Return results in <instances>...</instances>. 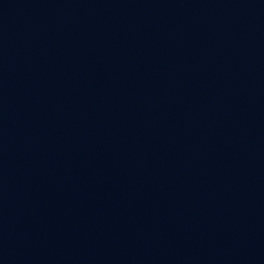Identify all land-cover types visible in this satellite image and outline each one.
Segmentation results:
<instances>
[{"label":"water","instance_id":"1","mask_svg":"<svg viewBox=\"0 0 264 264\" xmlns=\"http://www.w3.org/2000/svg\"><path fill=\"white\" fill-rule=\"evenodd\" d=\"M0 264H264V0H0Z\"/></svg>","mask_w":264,"mask_h":264}]
</instances>
